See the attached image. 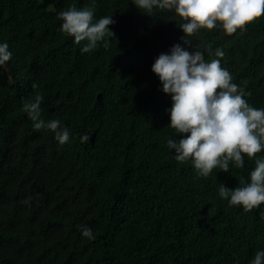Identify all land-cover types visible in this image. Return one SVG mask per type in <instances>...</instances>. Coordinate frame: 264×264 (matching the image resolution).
I'll list each match as a JSON object with an SVG mask.
<instances>
[{
    "label": "trees",
    "instance_id": "trees-1",
    "mask_svg": "<svg viewBox=\"0 0 264 264\" xmlns=\"http://www.w3.org/2000/svg\"><path fill=\"white\" fill-rule=\"evenodd\" d=\"M73 6L113 16L108 48L81 54L59 32L57 13ZM184 22L131 0H0V42L12 52L0 68V264H249L264 250V203L245 212L218 195L254 160L207 178L178 163L167 147L177 139L171 97L151 71L180 43L218 59L247 103L264 108V15L232 35L201 29L190 43ZM35 94L42 118L69 129L65 145L21 110Z\"/></svg>",
    "mask_w": 264,
    "mask_h": 264
},
{
    "label": "clouds",
    "instance_id": "clouds-1",
    "mask_svg": "<svg viewBox=\"0 0 264 264\" xmlns=\"http://www.w3.org/2000/svg\"><path fill=\"white\" fill-rule=\"evenodd\" d=\"M144 14L154 11L171 12L184 23L179 25L184 35L181 40L190 43L201 29H219L224 35L237 30L264 15V0H131ZM93 7H69L57 13L62 22L59 32L81 45V54L108 48V38L114 37L110 25L113 16L94 17ZM83 42V43H82ZM216 57H222L220 49ZM12 58L7 42H0V68ZM162 85V91L171 97L168 127L174 129L177 139H168L167 147L174 150L178 163L191 161L197 175L207 178L218 169L228 173L230 163L243 168L245 157L254 160L255 167L248 177L238 178V186L228 188L220 184L218 195L229 207L239 206L245 212L264 203V108H255L243 98V88L232 82V76L221 67L218 59L206 61L199 50L189 52L180 43L166 53H160L151 65ZM37 85L33 83L35 90ZM43 96L35 94L22 103V111L32 122L34 131H51L59 145L70 141V131L58 119L44 120L41 115ZM178 134L179 137H178ZM86 142L88 136L80 137ZM81 235L94 239L91 228L82 227ZM249 264H264V250L257 251Z\"/></svg>",
    "mask_w": 264,
    "mask_h": 264
}]
</instances>
